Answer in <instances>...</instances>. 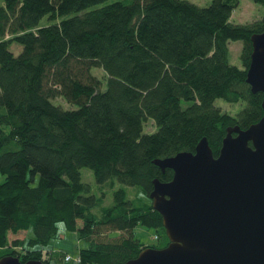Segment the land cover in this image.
<instances>
[{
    "label": "trees",
    "instance_id": "trees-1",
    "mask_svg": "<svg viewBox=\"0 0 264 264\" xmlns=\"http://www.w3.org/2000/svg\"><path fill=\"white\" fill-rule=\"evenodd\" d=\"M238 3L0 0V256L51 262L32 245L58 237L59 221L88 242L77 264H121L168 243L149 193L153 178L169 180L173 169L153 159L195 150L204 135L217 155L228 126L263 114L264 92L252 91L246 76L264 14L235 22ZM231 39L242 40V66L229 58ZM58 95L78 106L54 102ZM217 97L245 105L231 113ZM149 117L156 129L144 131ZM82 166L93 169L95 191ZM116 179L137 187L128 192ZM104 185L113 189L110 203ZM137 223L161 231L163 243H143ZM29 227L31 247L26 237L9 238Z\"/></svg>",
    "mask_w": 264,
    "mask_h": 264
},
{
    "label": "water",
    "instance_id": "water-1",
    "mask_svg": "<svg viewBox=\"0 0 264 264\" xmlns=\"http://www.w3.org/2000/svg\"><path fill=\"white\" fill-rule=\"evenodd\" d=\"M251 40L246 80L264 92V29ZM262 107L247 127H227L217 155L204 135L195 150L153 159L173 169L169 180L153 178L149 193L169 241L121 264H264V96ZM0 264L52 263L6 253Z\"/></svg>",
    "mask_w": 264,
    "mask_h": 264
},
{
    "label": "rangeland",
    "instance_id": "rangeland-1",
    "mask_svg": "<svg viewBox=\"0 0 264 264\" xmlns=\"http://www.w3.org/2000/svg\"><path fill=\"white\" fill-rule=\"evenodd\" d=\"M198 4L205 5L208 4L211 0H192ZM264 14V4L257 2L255 0H239V3L232 11L231 19L235 22H245L250 21L255 18H259L263 16ZM49 21L48 17L45 15L41 19V23H47ZM11 47L17 53L22 45L19 43H12ZM242 47V40L241 39H231L229 41V58L231 62L242 66V61L240 58V51ZM91 71L93 73H96L99 77L105 78V71L100 66H92ZM105 86V84H104ZM103 86V87H104ZM52 100L56 103H61L65 107H77L78 104L69 102L66 98L63 96H56L53 97ZM190 103V100L188 99H182L183 106ZM215 103L217 105H220L223 110H226L231 113H236L239 109H241L245 102L243 100L239 101H228L224 99L223 97H217L215 99ZM144 131H153L156 129V124L154 123L153 119L149 117L144 122L143 125ZM81 176L82 179L85 181L90 182L93 191H95L99 185L96 181L93 169L89 166H82L81 167ZM3 179V175L0 176V180ZM116 187L118 186H125L129 192L132 188H136V185H129L125 184L118 179H116ZM103 188H105L107 191V194L105 196V203H110L112 201V190L110 187L108 188L107 185H104ZM59 228V236L55 239H52L46 244H34L33 247H41L44 251V254L49 252L51 254V263L52 264H74L72 261L64 260L62 258V255L64 252H69L72 255H77L79 253V249L83 246H86L88 244L87 240L84 238H81L76 230H70L67 229L64 225L63 221H59L58 223ZM161 231L158 229L147 226L142 223H137L134 227V234L136 237H138L143 243L145 244H157L160 245L164 241V237L162 236V232L160 236H156V234H159ZM122 233L121 230L116 231H110V234H120ZM32 235V229L29 228H21L17 232H9V238L12 240L14 237H26V241L24 242V245L26 247H31L30 243L28 242V238ZM104 237H108L107 234L104 235ZM21 249L19 246L17 247ZM61 257V258H60Z\"/></svg>",
    "mask_w": 264,
    "mask_h": 264
},
{
    "label": "built area",
    "instance_id": "built-area-1",
    "mask_svg": "<svg viewBox=\"0 0 264 264\" xmlns=\"http://www.w3.org/2000/svg\"><path fill=\"white\" fill-rule=\"evenodd\" d=\"M64 258H65V260L72 261L75 264H77L81 261V256L79 254L72 255L70 253H67Z\"/></svg>",
    "mask_w": 264,
    "mask_h": 264
}]
</instances>
